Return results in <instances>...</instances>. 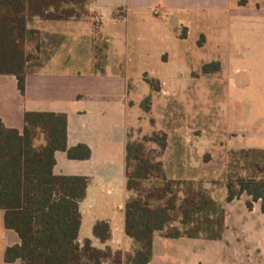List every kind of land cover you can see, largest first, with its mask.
I'll list each match as a JSON object with an SVG mask.
<instances>
[{
	"label": "trees",
	"instance_id": "16d2710c",
	"mask_svg": "<svg viewBox=\"0 0 264 264\" xmlns=\"http://www.w3.org/2000/svg\"><path fill=\"white\" fill-rule=\"evenodd\" d=\"M91 0H0V74L17 78L24 93L39 31L33 20L67 21L88 17ZM105 55L96 52V69L103 71ZM220 63H205L203 72L218 71ZM159 90V82L147 80ZM150 95L143 100L149 109ZM166 147L165 136L127 140L123 230L132 249L109 245L97 247L92 239L78 240L80 202L86 197L89 178L53 172L55 152L70 159H87L90 148L83 143L67 145V116L63 112L25 111L23 127H7L0 119V208L4 225L15 231L19 242L6 248L4 260L21 264H148L156 233L166 238L219 240L226 212L201 181L169 178L163 163L147 149V142ZM227 165L226 201L243 193L248 208L264 197V149H241ZM263 209V207H262ZM92 235L106 244L111 237L107 220H97Z\"/></svg>",
	"mask_w": 264,
	"mask_h": 264
},
{
	"label": "rangeland",
	"instance_id": "374dc122",
	"mask_svg": "<svg viewBox=\"0 0 264 264\" xmlns=\"http://www.w3.org/2000/svg\"><path fill=\"white\" fill-rule=\"evenodd\" d=\"M225 1V5L193 10L191 14L177 11V16L173 12L174 18L188 27V34L186 28L175 29L179 39L175 40L176 50L168 49L172 54L165 53L168 51L162 42L158 44L167 63L137 65L133 70L126 141L164 135V149L153 141L146 146L163 163L167 176L201 181L224 206L226 229L221 241L198 238L191 245L203 250H198L203 259L200 264H219L223 251L230 252L231 264H264V249L261 254L256 240L264 238V197L248 208L247 194L228 202L225 187L228 162L239 156L241 149H264V0ZM90 3L89 15L83 20L91 21L97 30L102 22L90 20L95 16V12L90 13ZM101 10L110 18L106 8ZM150 16L154 18L152 11ZM117 30L121 48L128 39L132 46L149 43L148 39L137 42L134 28L126 39L125 22ZM60 40V36L41 31L36 37L39 52H34L30 70L39 68ZM103 43L96 38V49ZM123 56L126 60L133 58ZM212 61L220 63L219 70L203 72V65ZM148 79L158 81L160 89L154 90ZM147 95L151 99L145 110L143 100ZM124 172L125 160L116 162L112 172L106 167L100 177L89 182L87 199L81 205V240L90 238L100 247L92 227L97 220H107L116 228L114 237L119 248L132 249L131 240L120 231L128 196ZM204 243L206 249L202 248ZM189 258L174 255L179 264V260L190 264ZM197 258L192 264H197Z\"/></svg>",
	"mask_w": 264,
	"mask_h": 264
},
{
	"label": "crops",
	"instance_id": "0c3cea01",
	"mask_svg": "<svg viewBox=\"0 0 264 264\" xmlns=\"http://www.w3.org/2000/svg\"><path fill=\"white\" fill-rule=\"evenodd\" d=\"M225 3V0H93L89 7L90 13L95 12V15L101 14L104 17L97 30L89 20H33L30 27L37 29L39 33L42 31L60 36L61 40L56 44L54 53L48 56L39 68L26 75L24 93L18 89L14 75L0 74V119L5 126L21 131L25 111L63 112L67 116L68 147L86 144L91 150V155L87 159H70L65 151H56L54 174L82 175L88 177L90 182L100 177L106 167L112 172L116 162L125 160L126 128L130 112L128 98L132 96L130 82L135 67L167 63L162 60V55L172 54L168 51L169 48L175 49V40L179 39L175 29L186 28L188 34V27L178 18H174L176 16L173 12H176L177 16V11L191 14L193 10L213 5L222 6ZM101 8L107 9L110 18ZM150 11L158 20L150 16ZM91 18L93 16H90V20ZM121 22L126 24V39L131 33V28H134L138 33L137 42L148 39L149 43L132 46L128 39L124 48H121L117 44V27ZM186 37L187 35L181 39ZM96 38L104 42L100 49V53L105 55L103 71L95 68L98 50L95 45ZM161 42L165 46L163 49L168 52L162 53L158 48ZM123 55L133 58L126 60ZM149 73L153 74L151 71ZM85 199L79 204L81 216V205ZM123 224L124 217L120 231L122 236H126ZM110 227V239L106 244H100L119 248V241L114 237L116 228L112 224ZM197 239H172L156 233L152 258L148 264H179L174 260V255L183 254L190 256V264L195 257H198L196 263L200 264L203 259H200L198 250L202 249L191 248ZM78 240L82 241L80 238ZM256 240L260 253L263 254L264 238ZM17 242L19 237L15 231L5 227L4 211L0 208V264H21L20 260L11 263L4 260L6 248ZM114 242L115 246L112 245ZM202 248L206 249V243ZM179 261L180 264L184 262ZM219 264H231L229 251L222 252Z\"/></svg>",
	"mask_w": 264,
	"mask_h": 264
},
{
	"label": "built area",
	"instance_id": "2783aa9c",
	"mask_svg": "<svg viewBox=\"0 0 264 264\" xmlns=\"http://www.w3.org/2000/svg\"><path fill=\"white\" fill-rule=\"evenodd\" d=\"M93 18H95L97 22H102L104 17L101 14H96Z\"/></svg>",
	"mask_w": 264,
	"mask_h": 264
}]
</instances>
